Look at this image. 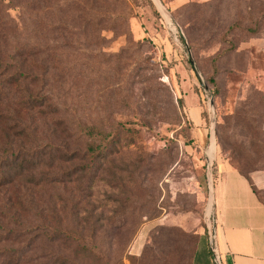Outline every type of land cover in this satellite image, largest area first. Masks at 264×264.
I'll use <instances>...</instances> for the list:
<instances>
[{
	"label": "rangeland",
	"instance_id": "1",
	"mask_svg": "<svg viewBox=\"0 0 264 264\" xmlns=\"http://www.w3.org/2000/svg\"><path fill=\"white\" fill-rule=\"evenodd\" d=\"M4 10L0 154L54 144L62 158L34 170L32 183L5 175L13 183L0 198L13 208L0 223L14 232L0 231V264H16L21 254L20 264H58L56 254L67 264H194L212 228L209 193L220 156L244 171L264 167V0H5ZM19 67L45 76L47 87L36 90L50 105L28 107V81L11 79ZM88 126L105 132V158L92 161V186L63 183L86 165ZM79 197L78 219L106 225L98 235L107 239L93 244L101 259L70 239L16 236L19 225L45 218L74 223L70 207Z\"/></svg>",
	"mask_w": 264,
	"mask_h": 264
},
{
	"label": "trees",
	"instance_id": "2",
	"mask_svg": "<svg viewBox=\"0 0 264 264\" xmlns=\"http://www.w3.org/2000/svg\"><path fill=\"white\" fill-rule=\"evenodd\" d=\"M4 1L5 0H0V25H5L6 23H8V18L9 15L6 13V11L4 10ZM191 27V25H190ZM187 28V32L190 35L191 38V42L190 44L193 45L194 47V42L196 40L195 38V33L192 34V29L191 28ZM1 28V26H0ZM189 29V30H188ZM200 29V28H199ZM201 30V29H200ZM203 31V30H201ZM195 32V31H194ZM196 32H199V30H196ZM201 33V32H200ZM197 34V33H196ZM193 42V43H192ZM192 47V46H191ZM42 52V51H41ZM40 51L34 52L31 51V54L33 55H41ZM26 62L22 63L21 66L25 67ZM43 67V66H42ZM29 71H22V69H20V67L18 68L19 73L20 74H16L14 75V77H11L12 82L13 83H18V80H16V76H18L19 78H22L23 81L26 83V81H28V83L26 84V86L24 87L23 91L27 92V100L26 102L28 103V107H34V106H45V105H50L51 99H48L47 96V92L45 91V93L43 92L44 90L42 88H40V90H36V85L38 83V85L40 87H47V83H46V78L43 77V79H41L40 77H38V74H33V70L31 67H28ZM44 73L45 75L47 70L44 67ZM24 73V74H23ZM212 83H214L213 78L210 79ZM42 84V85H41ZM34 88V90H32L31 88ZM21 91V90H20ZM2 88L0 87V101L3 100L4 98V94H2ZM218 93V89H215L214 94L217 95ZM20 135H22L21 133L16 134L17 137H20ZM87 139L88 142H86V165L84 166H78L76 168H74L73 170L67 172L66 174H64V178L62 179L63 183H71V181H73L72 179L75 178V182L80 184V186H86V185H90L92 186V182H88V178L90 174H93L95 172V170H93L94 166H93V160H97L98 158H105L104 154H102L103 148H104V143L107 140V136L105 134L104 131L98 129L95 126H88L86 127L85 132H83V134ZM92 139L98 140V143L95 142H91ZM59 148L57 146H55L54 144H46V145H42V147H37V148H31L29 150L24 151L23 153H21V151H19L18 153L15 152L16 150L9 148L7 150H4L3 154H0V189L4 188L6 185L13 183L12 180H8L5 175H9L10 177H25L27 180L34 181L32 177V174H34L36 171L34 170H38V168L40 167H47L50 168L52 166L55 165V163L62 157H58L57 151H61L58 150ZM12 154H17L15 155V157L12 158ZM23 154V155H21ZM63 154H67V152L64 151ZM73 154V153H71ZM64 155V156H65ZM64 161L69 159V156L66 158H63ZM73 159V156L70 158V160ZM232 164V163H231ZM235 168L238 169V171L243 174L244 176H246L248 178V180L251 183V186L253 188V190L255 191V193L257 195H260V192L258 191V189L255 187V185L253 184V182L251 181L250 178V173L254 170H258V169H264V167H259V168H255L252 169L250 171H244L239 165H234L232 164ZM32 171V172H31ZM97 171V170H96ZM44 174V173H43ZM42 174V176H43ZM31 179V180H30ZM54 182H56V180H54ZM37 183V181H36ZM74 192H78L77 190H74ZM74 196V193H72ZM5 197V196H4ZM4 197L0 198V220L4 221L8 218V216L11 213V209L13 208V205L11 203H9L11 201V199L6 200L4 199ZM264 197V195H263ZM69 197L63 198L61 201L66 202L68 200ZM81 197H79L77 199V203L74 202V200L72 199V205L70 208L75 209L76 208V214H77V219L74 223H70L67 226H63L62 224H59L57 226H53L50 222H48L47 218H43L44 220H41L40 222H44V223H39V224H32L29 227H26L24 225H19V230H15L17 231L16 236L17 237H21V236H25V235H35V237L37 239H39L40 237H44L46 238L44 241L46 242H52V241H57L60 238H66V239H70L75 241L76 243H78V245H81V253L89 256L91 254H94L97 259H101L102 258V254L99 251V249H94L93 248V244L94 241L97 239L99 240L100 243L104 242L106 233L105 231L102 232L100 235H98L99 232H101V229L105 228V224L103 222H98L97 220H93L91 218L88 219H78V208L79 209H85L84 206H80L81 203ZM32 203V201H31ZM32 206H34V204L32 203ZM57 209L56 205H54V207H50L49 206V211L52 210L53 214L55 215V210ZM44 207L40 208V214L43 215L44 214ZM49 213V212H48ZM40 215V218H42ZM49 216L52 217V215L49 213ZM15 225H17V223H15ZM114 227L117 228L119 227L118 224H114ZM114 228V229H115ZM0 231L1 232H14L12 231V229H9L8 227L4 226L3 223H0ZM87 235V236H86ZM107 237V236H106ZM205 237H208V229L206 228V232H205ZM3 240L0 239V243ZM209 250V249H208ZM30 251V250H29ZM199 253V250H197L194 254V259L197 258ZM211 253V252H210ZM24 257V254H21L18 256V263L16 264H20V260ZM54 261L58 264H67V261L65 260V258L63 257L62 254H56ZM77 264V263H75Z\"/></svg>",
	"mask_w": 264,
	"mask_h": 264
},
{
	"label": "crops",
	"instance_id": "3",
	"mask_svg": "<svg viewBox=\"0 0 264 264\" xmlns=\"http://www.w3.org/2000/svg\"><path fill=\"white\" fill-rule=\"evenodd\" d=\"M201 122V118L194 119L199 128ZM199 130L197 135L203 140L206 132ZM250 178L260 195L246 176L220 156L212 220L221 264H264V169L252 171ZM209 237L208 234L194 264H215Z\"/></svg>",
	"mask_w": 264,
	"mask_h": 264
},
{
	"label": "water",
	"instance_id": "4",
	"mask_svg": "<svg viewBox=\"0 0 264 264\" xmlns=\"http://www.w3.org/2000/svg\"><path fill=\"white\" fill-rule=\"evenodd\" d=\"M158 4L164 9V6L161 4L160 1H158ZM189 60H190V63L192 64L193 66V69L195 70V73H196V76L197 78L201 80V76L200 74L198 73L197 71V68H196V65H195V62L193 60V58L190 56L189 57ZM204 86V89L205 90H208V87L203 84ZM210 110H211V118L214 119L215 117V111H214V102L213 100H211L210 102ZM210 135H211V138H214V135H215V131H214V128L211 127V131H210ZM208 164L210 166V161L208 160ZM209 168V167H208ZM209 197H210V202H211V207H212V213H213V210H214V186L211 185L210 186V193H209ZM209 234L211 235L210 236V242L213 244V254L215 256V264H221L220 260H219V256H218V253H217V247H216V236H215V230H214V222L212 220V231H209Z\"/></svg>",
	"mask_w": 264,
	"mask_h": 264
},
{
	"label": "bare ground",
	"instance_id": "5",
	"mask_svg": "<svg viewBox=\"0 0 264 264\" xmlns=\"http://www.w3.org/2000/svg\"><path fill=\"white\" fill-rule=\"evenodd\" d=\"M209 154H210L211 158L214 157V154H215V143H214V140H212V142H211L210 149H209ZM208 213L210 214L209 209H208Z\"/></svg>",
	"mask_w": 264,
	"mask_h": 264
},
{
	"label": "built area",
	"instance_id": "6",
	"mask_svg": "<svg viewBox=\"0 0 264 264\" xmlns=\"http://www.w3.org/2000/svg\"><path fill=\"white\" fill-rule=\"evenodd\" d=\"M208 229V234H209V231H212V228L210 229L209 227L207 228ZM209 236H211L210 234H209ZM209 239H210V237H209ZM210 245H211V248L213 249V244L210 242Z\"/></svg>",
	"mask_w": 264,
	"mask_h": 264
}]
</instances>
